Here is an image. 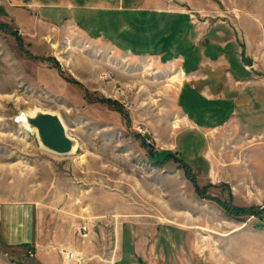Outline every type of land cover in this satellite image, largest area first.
<instances>
[{
	"label": "rangeland",
	"instance_id": "rangeland-1",
	"mask_svg": "<svg viewBox=\"0 0 264 264\" xmlns=\"http://www.w3.org/2000/svg\"><path fill=\"white\" fill-rule=\"evenodd\" d=\"M39 2L0 0V206L40 224L0 264H264V0Z\"/></svg>",
	"mask_w": 264,
	"mask_h": 264
},
{
	"label": "crops",
	"instance_id": "crops-1",
	"mask_svg": "<svg viewBox=\"0 0 264 264\" xmlns=\"http://www.w3.org/2000/svg\"><path fill=\"white\" fill-rule=\"evenodd\" d=\"M30 1L41 5L39 0ZM39 229V209L33 203L5 202L0 206V239L4 244L14 249L34 245Z\"/></svg>",
	"mask_w": 264,
	"mask_h": 264
},
{
	"label": "water",
	"instance_id": "water-1",
	"mask_svg": "<svg viewBox=\"0 0 264 264\" xmlns=\"http://www.w3.org/2000/svg\"><path fill=\"white\" fill-rule=\"evenodd\" d=\"M241 61L246 66H252L254 59L247 55L244 45L241 50ZM37 116L27 117L30 127L37 129L39 140L47 149L57 154H70L73 152L75 140L72 139L63 126L58 114L53 112H38Z\"/></svg>",
	"mask_w": 264,
	"mask_h": 264
},
{
	"label": "bare ground",
	"instance_id": "bare-ground-1",
	"mask_svg": "<svg viewBox=\"0 0 264 264\" xmlns=\"http://www.w3.org/2000/svg\"><path fill=\"white\" fill-rule=\"evenodd\" d=\"M38 112H43L42 110H37L36 112H34V111H30V112H26V114H25V116H24V124L25 125H27L28 127H30V125H29V123H28V121H27V117H34V116H37L36 114L38 113ZM44 112H46V111H44ZM57 114V113H56ZM59 115V114H58ZM59 117H60V119H61V121H62V124H63V126L67 129V132H68V128L66 127V124H65V122L63 121V119L61 118V116L59 115ZM179 125H178V123L176 124V126L175 127H178ZM33 128V131H35V132H37V129L36 128H34V127H32ZM68 135L72 138V139H74L71 135H70V133L68 132ZM75 140V139H74ZM76 147H77V144H76V140H75V145H74V149H73V152L76 150ZM46 148V147H45ZM47 149V148H46ZM47 150H49V149H47ZM49 151H51V150H49ZM72 152V153H73Z\"/></svg>",
	"mask_w": 264,
	"mask_h": 264
}]
</instances>
